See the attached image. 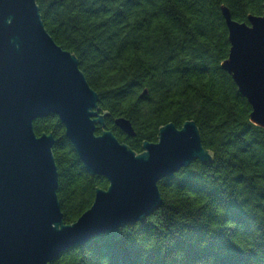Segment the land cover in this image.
Listing matches in <instances>:
<instances>
[{"label":"trees","instance_id":"1","mask_svg":"<svg viewBox=\"0 0 264 264\" xmlns=\"http://www.w3.org/2000/svg\"><path fill=\"white\" fill-rule=\"evenodd\" d=\"M264 0H37L55 41L75 53L99 93L106 128L136 152L168 122H197L214 154L159 180L161 206L103 232L48 264H264V127L222 62L230 53L222 5L233 19L263 14ZM147 90V93H145ZM130 119L135 136L115 123ZM53 133L66 223L93 203L107 177L91 174L56 114ZM103 131L98 126L97 134Z\"/></svg>","mask_w":264,"mask_h":264},{"label":"water","instance_id":"2","mask_svg":"<svg viewBox=\"0 0 264 264\" xmlns=\"http://www.w3.org/2000/svg\"><path fill=\"white\" fill-rule=\"evenodd\" d=\"M222 12L231 47L221 65L250 101L251 122L264 127V11L248 22L233 19L226 5ZM99 109V93L77 55L47 30L37 0H0V264H48L70 247L142 220L162 204L160 179L195 159L214 160L193 119L164 124L158 140L136 152L106 128L108 113ZM50 114L65 125L88 172L109 181L72 223L64 221L58 196L55 136L34 128ZM115 123L136 135L130 119Z\"/></svg>","mask_w":264,"mask_h":264}]
</instances>
